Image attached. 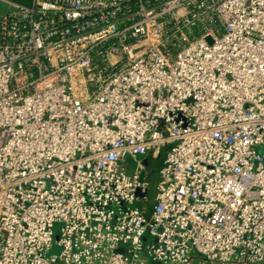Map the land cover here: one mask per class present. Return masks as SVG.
I'll return each mask as SVG.
<instances>
[{
    "label": "built area",
    "instance_id": "built-area-1",
    "mask_svg": "<svg viewBox=\"0 0 264 264\" xmlns=\"http://www.w3.org/2000/svg\"><path fill=\"white\" fill-rule=\"evenodd\" d=\"M0 2V264H264V0Z\"/></svg>",
    "mask_w": 264,
    "mask_h": 264
},
{
    "label": "rangeland",
    "instance_id": "rangeland-1",
    "mask_svg": "<svg viewBox=\"0 0 264 264\" xmlns=\"http://www.w3.org/2000/svg\"><path fill=\"white\" fill-rule=\"evenodd\" d=\"M6 8V4L0 2V13ZM167 150V147L164 149L162 155L159 158L153 157L152 155H147L144 158V162L146 164V170L148 172V180L150 181L152 188L154 189L155 183L158 179V173L162 166V162L164 159L165 152ZM57 249L53 250V252H56Z\"/></svg>",
    "mask_w": 264,
    "mask_h": 264
},
{
    "label": "crops",
    "instance_id": "crops-1",
    "mask_svg": "<svg viewBox=\"0 0 264 264\" xmlns=\"http://www.w3.org/2000/svg\"><path fill=\"white\" fill-rule=\"evenodd\" d=\"M144 258L147 259L146 256H144ZM147 261L149 262V264H158V263L150 261L149 259H147ZM191 264H208V263L205 261L203 257L196 255V257H194Z\"/></svg>",
    "mask_w": 264,
    "mask_h": 264
},
{
    "label": "trees",
    "instance_id": "trees-1",
    "mask_svg": "<svg viewBox=\"0 0 264 264\" xmlns=\"http://www.w3.org/2000/svg\"><path fill=\"white\" fill-rule=\"evenodd\" d=\"M15 1H19V2H22V3H28V2H30V0H15Z\"/></svg>",
    "mask_w": 264,
    "mask_h": 264
}]
</instances>
